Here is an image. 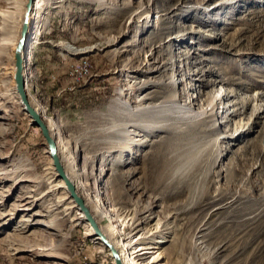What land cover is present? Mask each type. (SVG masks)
<instances>
[{
    "label": "rangeland",
    "instance_id": "rangeland-1",
    "mask_svg": "<svg viewBox=\"0 0 264 264\" xmlns=\"http://www.w3.org/2000/svg\"><path fill=\"white\" fill-rule=\"evenodd\" d=\"M27 4L0 0V10L21 14ZM34 8L30 103L60 128L65 168L76 163L77 190L106 232L118 226L122 251L159 221L168 228L152 242L164 255L156 264H264V112L254 115L264 111V0H41L32 16ZM3 77L12 88L11 74ZM220 86L237 115L221 103L210 123L180 112L205 108ZM12 97L0 101V170L28 164L36 178L0 180V264H117L110 248L99 252L104 242L87 218L59 234L44 216H33L45 222L26 233L15 230L42 210L46 172L56 167L43 131ZM132 122L145 128L135 138L148 141L128 143L121 130ZM238 124L245 130L236 140L219 139ZM31 194L37 204L20 209ZM152 202L153 218L137 231L132 217L148 215ZM15 234L21 250L10 244Z\"/></svg>",
    "mask_w": 264,
    "mask_h": 264
},
{
    "label": "bare ground",
    "instance_id": "bare-ground-1",
    "mask_svg": "<svg viewBox=\"0 0 264 264\" xmlns=\"http://www.w3.org/2000/svg\"><path fill=\"white\" fill-rule=\"evenodd\" d=\"M34 4H35V8H34L32 16H36V9L39 6V4H41V0H36L34 2ZM19 13L20 12H18L17 14L16 13L14 14V13H11L9 11L0 10V70L6 71V72L2 73L3 75L6 76L8 74H11V76L14 78L13 79V87L11 88V87H8V81L9 80H6V77H3V75L0 76V101H3L1 103L2 105H4L6 102H10V100H12V98H13L12 94L13 93L20 95V93L18 91V87H17V82H16V71H17L16 61H17L18 46L20 43V39L22 37L23 28H24V24H25L27 8L26 9L23 8L22 13L21 14H19ZM31 13H32V11H31ZM30 17H31V14H30ZM148 17H149V15H147V18ZM161 20L162 19L160 18L158 20V22ZM34 26L35 25L33 22L30 24V19H29V23H28V27H27V33H26V46L22 52L23 55L25 56V59H26L28 42H29L30 38H32V34L34 33ZM183 40L184 39H182V41ZM4 63L14 64V66L5 67L3 65ZM26 68H27V65L25 66L24 71H23L24 72V78H25V89H26V79H27L25 76ZM9 69H10V71H9ZM27 76H28V72H27ZM182 82H183V80H181V83ZM172 87H175V86L173 85ZM26 91H27V89H26ZM27 93H28V91H27ZM230 96H231V94L228 93L227 89H225L224 86H220L219 88L215 89L213 91V93L210 94L209 99H208V104L205 108H203L197 112H194L191 108H185L183 106H180L179 109H180V112H181V110L182 111L184 110V115L193 116L194 114H197L199 116H203L202 117V118H204L203 123H210V122H213L211 119V116H213V113L216 112V106L218 105V103H221L224 105V108H225L224 113H227L228 115H229V113L237 115L236 113H238V108L231 109L228 107L229 102H230L229 101ZM28 99H29V95H28ZM20 100L22 102L21 95H20ZM29 102H30V100H29ZM35 110L38 111V113L41 116V119L47 124L52 135L54 136V133H55V135L57 136L58 141H57L55 136H54V138L56 139V142H57L58 154L60 156L62 165L64 166L63 154H61L62 153V145H61L60 139L58 138L59 133H60L59 132L60 128L56 125V123H53V125L50 126L46 122L45 117H42V115H41V107L40 106H36ZM239 111H240V109H239ZM263 112L264 111L261 109H257V110L255 109L254 115H258L259 113H263ZM241 113H242V111H241ZM3 117L4 116L0 115V118H3ZM144 130H145V128H144L143 124L137 123V122H132L130 125L128 124V127H123L121 130V133L123 134V136H125L127 138L129 144H138V142H139V144L140 143L143 144L142 142L148 141L149 139L144 138V139L140 140V139L135 138V136L141 135V131H144ZM203 130L209 131V128L205 127ZM243 130H245V129H243V125H241V127L237 128V130L235 132H232L229 135L219 136V139L236 140L237 137H239L243 134V132H244ZM53 131H54V133H53ZM51 161L54 163V166H55V162H54L53 158L51 159ZM27 165L28 164H25L24 166H20L19 170L15 169V168L14 169L0 170V180L6 179L7 177H9V175L11 173H13L16 175V177L20 178V181L21 180L25 181V180H29V179L32 181V179H34L36 177L33 176L32 171H31L32 169L28 168ZM64 170H65V173L68 176L69 180L74 184V186L76 188L75 176L79 175V172H78L79 169H78L76 163L73 161L70 164L68 170L64 166ZM27 177H29V179ZM45 178L47 180V183L49 184V187H48V191H46V193L41 197V199L45 198L43 201L44 204L41 208L42 210L36 211L33 215H27V214L23 215V217L20 219V222L22 223L20 225V228L18 227L15 229L19 233L28 232L29 229L36 222L37 223L38 222H45V221H41L39 219H32L33 216L47 217L48 218V224L52 227V228L50 227L49 230L55 231V232H57V234H59L61 231L65 230V227H67L68 222H70V221L76 222L77 221V224H78L82 220H85L87 218V215L82 210H81L82 212H77L75 217L70 218V216L73 214L75 208H77V206L78 207H80V206H79L77 200L71 194H69L70 193L69 186L66 183V181L60 176V173L58 172L57 168L48 167ZM62 189L65 190L66 192H64V191L61 192ZM76 192L84 200L82 193L79 192L77 190V188H76ZM63 193L64 194L66 193V195H62ZM58 194H61V195L58 196ZM47 196H50L51 198H46ZM27 198H29V199L24 198L25 201L20 203V209L29 211L35 205V203L37 204V202H35V200H33L35 197L32 194L28 195ZM39 199H40V197L38 198V200ZM68 199H70L69 202H67ZM118 202H119V200L115 201L114 203L118 204ZM84 203H85V200H84ZM85 205L87 206L86 203H85ZM105 205H106V203L105 204L101 203V204H99V207L97 208L98 211H101V214H102V211L104 210L103 206H105ZM152 205H154V202H152L147 207V209L145 210V212H149L148 215H145V216L139 217V218H136L135 216L132 217L134 220V222H133L134 224H135V222H137V220H140V223H137V225H135L134 229H137L139 224L146 222L149 219L153 218V216H152V214H153L152 213ZM220 208H224V207H220ZM88 209H89L91 216L93 217V219L95 220L96 225H97V227H96L93 225V223H91L90 221L89 222L87 221V223H88L87 225L89 227V229H88L89 232H96L98 234V236H101V239L103 240V242L105 239L111 245L110 246L109 244L104 243L103 245L100 246L99 252H104L106 250V248H108V249L110 248L111 250L113 248L114 250H116V252H118L119 258H120L122 264H156L157 262L160 261V259H162L164 257V255H162V251H152V249L157 248L159 250V248H160L159 246L152 245V242H154V240H155V235L159 234L161 231L166 230V228H168V227H166L163 229V225L161 226V223L159 221L156 222L157 229H155V231L151 235H149V236L142 235V236H138V237L130 239L129 240L130 241V245H129L130 251L127 252V254H125L122 251V249H124L126 246L122 247V245L118 244V242L115 240V235L119 233L118 226H113V228L111 227V230L109 232H106L100 226V222L94 218V216H93L94 214H93V212H91L89 207H88ZM5 216L6 215H3L0 219H3ZM111 216H112V214H111ZM111 216L108 215L107 213L105 214V217H111ZM111 218H113V217H111ZM132 218H130V219H132ZM10 219H12V217L8 218V220H10ZM49 230H46V231L51 234V231H49ZM137 231H139V230L137 229ZM33 232L36 233L39 231L34 230ZM135 234H137V233H135ZM8 235L11 236L14 234L8 233ZM11 239H13V241L11 240L10 241L11 243L10 242L9 243L13 244L15 246L14 247L15 250H21V248H23L24 244H22V242L18 241V239L16 238V234ZM156 242L157 243H163L166 241H156ZM135 244L138 245L136 249H134ZM43 251H45L44 254H48V255L56 254L55 251H53V248L43 249ZM151 253H156V255L151 260L144 263V261L150 256ZM59 264H64V262L62 260H60Z\"/></svg>",
    "mask_w": 264,
    "mask_h": 264
},
{
    "label": "water",
    "instance_id": "water-1",
    "mask_svg": "<svg viewBox=\"0 0 264 264\" xmlns=\"http://www.w3.org/2000/svg\"><path fill=\"white\" fill-rule=\"evenodd\" d=\"M34 0H28L27 4V13H26V18H25V24L23 28V33L22 37L20 39V43L18 46V53H17V61H16V66H17V71H16V82H17V87L18 91L21 95L22 102L24 104V107L26 111L31 115V117L34 119V125L37 127H40L41 130L43 131V135L46 139V145L49 150V154L51 157L54 159L55 166L60 173V176L66 181V183L69 186V191L70 194L77 200L80 209L87 215L88 221L93 223L94 226L97 227L95 220L91 216V213L88 209V207L85 205L84 200L78 195L76 192V188L74 184L69 180L68 176L65 173L64 166L62 165L60 156L58 154V147H57V142L54 136L52 135L49 127L47 124L41 119L40 114L38 111L35 110V108L30 104L29 99H28V93L25 89V78H24V68L26 66V59L25 56L23 55V49L26 46V33H27V27L30 19V14L33 8ZM104 243L109 244L107 240L104 239ZM110 245V244H109ZM111 246V245H110ZM113 251V256L116 258L117 264H122L121 260L119 258L118 252L112 248Z\"/></svg>",
    "mask_w": 264,
    "mask_h": 264
}]
</instances>
